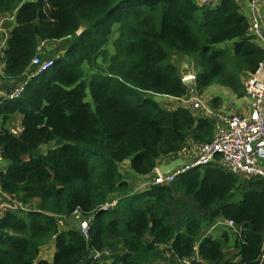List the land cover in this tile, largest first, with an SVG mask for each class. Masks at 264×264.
<instances>
[{
    "label": "trees",
    "instance_id": "obj_1",
    "mask_svg": "<svg viewBox=\"0 0 264 264\" xmlns=\"http://www.w3.org/2000/svg\"><path fill=\"white\" fill-rule=\"evenodd\" d=\"M9 15L2 76H30L18 97L0 98V191L26 206L0 215V264H259L263 179L209 164L131 191L117 166L149 175L187 141L211 138L210 119L153 99L186 93L172 55L189 59L197 93L243 95L262 49L237 0H0ZM42 39L66 44L34 73ZM14 114L17 135L5 125ZM74 212L89 218L86 235L65 223ZM217 222L219 238L202 234ZM51 239V261L37 259Z\"/></svg>",
    "mask_w": 264,
    "mask_h": 264
},
{
    "label": "built area",
    "instance_id": "obj_2",
    "mask_svg": "<svg viewBox=\"0 0 264 264\" xmlns=\"http://www.w3.org/2000/svg\"><path fill=\"white\" fill-rule=\"evenodd\" d=\"M214 1L199 0L200 5H208ZM262 2L263 0L247 1L250 10L247 30L255 41L263 43L261 46V59L258 61L254 71L248 73L242 79L243 94L248 99L249 107L247 112L243 114L217 111L204 112L201 109L199 93L194 88V74L187 73L180 76L186 93L182 97L173 99L178 100L182 105L187 106L190 111L197 113V115H203L210 119L212 121V135L208 141L191 142L190 146L185 145L180 151L168 157L172 159L179 157L182 162L168 173L156 171L151 177L150 183L158 185L168 184L179 173L209 164H216L233 174L257 176L264 180V36L261 18L258 14ZM12 25V15L0 19V69L5 42ZM47 42L48 40L46 39L40 40L36 51L38 52ZM49 64L48 60L41 59L38 55H34L30 60L34 73L45 69ZM29 76L30 74L27 73L26 78L20 84L12 87L5 97L10 99L18 97L22 91L24 81ZM6 127L12 135H17L20 131V126L17 125H8ZM1 163L2 156L0 152V165ZM1 170L0 166V172ZM149 182H145L142 186H147ZM114 203L115 198L105 202L103 207H110ZM25 206L23 204L21 206V203L17 202L7 204H4V200L0 202V207L9 210L24 208ZM71 217L75 218L76 227L80 233L86 235L89 218H80L77 212L72 213ZM223 223L229 227L232 226V221L230 220ZM214 224H220V222ZM258 262L259 264H264V241L262 242ZM180 263L191 264L188 259H183Z\"/></svg>",
    "mask_w": 264,
    "mask_h": 264
},
{
    "label": "crops",
    "instance_id": "obj_3",
    "mask_svg": "<svg viewBox=\"0 0 264 264\" xmlns=\"http://www.w3.org/2000/svg\"><path fill=\"white\" fill-rule=\"evenodd\" d=\"M195 3L197 5H200L199 0H194ZM248 0H237V4L239 6L240 9H245V12L241 13L247 17V19L249 20V15H250V10H249V6L247 3ZM258 14L261 18V27H262V31H263V36H264V8L261 6L260 9L258 10ZM259 43V42H258ZM260 46L263 45V43H259ZM58 46V45H57ZM63 46H58L56 47L55 45L51 44L50 41H48L39 51L38 54H40V56H43L46 59V55H56L58 53H61ZM188 59V58H187ZM48 60V59H47ZM189 60V59H188ZM191 67V66H190ZM189 66L184 67L182 66L179 73L180 76L185 75L187 73H193L192 69ZM27 76V73L22 74L21 76H19L18 78L15 79H5L2 76L1 73V69H0V98L1 97H5L7 95V93L10 91V89L18 84H20ZM208 94L201 92L199 93V99L201 101V109L206 112H212V111H217V112H230V113H236V114H243L245 112H247L248 110V99L247 97L243 94L242 96H236L232 93H230L227 89L225 88H221L219 89V87H212L209 86L208 89ZM215 93L214 95L209 94V93ZM216 94H220V96H217ZM163 98V100L159 103L162 107L170 109V108H174L175 106H184L186 108H188L185 105H182L181 102H179L178 100H175L171 97H165V96H161ZM213 97H218L219 102L217 106H213L211 105L210 101ZM220 97V98H219ZM264 108V106H263ZM194 113V112H193ZM197 114V113H195ZM202 117H205L203 115H200ZM6 126L8 125H19V115L18 114H14L10 117V119L6 122L5 124ZM190 141H187L185 145H189L190 146ZM180 161V163L182 162V159L179 157H176L174 159L172 158H161L160 160L157 161L156 166L154 167L153 171L149 174V175H144V176H139L136 177V175H133L131 173H129L130 169L128 167V160H123L121 161V163H123V167H124V173L121 174L123 176L124 179H126V181L128 182V188L132 191L135 189H140L145 182H149L151 181V177L154 175V173L157 172H162V170L165 168V166H167L170 162L172 161ZM1 168H3L5 166V161L2 160L1 163ZM126 173V174H125ZM4 200V204L7 203H21L22 206V202L20 200L19 195H6L0 192V202ZM19 201V202H18ZM26 205V204H23ZM4 210H9L7 208H2L0 207V215L3 213ZM65 223L67 225L70 226H75L76 225V221L75 218H67ZM64 226V224L62 223L60 225L59 228H62ZM224 226L221 224H212L210 226H208L207 228H204L202 231L203 235H210L212 237L215 238H219L221 233L225 230L223 229ZM228 233V232H227ZM232 241V238L229 237L228 243L230 244ZM54 251V242L53 239H51L47 244L41 246L39 248V252L37 255V259H44L47 262L51 261L52 258V254Z\"/></svg>",
    "mask_w": 264,
    "mask_h": 264
},
{
    "label": "rangeland",
    "instance_id": "obj_4",
    "mask_svg": "<svg viewBox=\"0 0 264 264\" xmlns=\"http://www.w3.org/2000/svg\"><path fill=\"white\" fill-rule=\"evenodd\" d=\"M240 11H242V12H244V13H246L245 12V9H240ZM5 16H0V19H2V18H4ZM51 44H53V45H55L56 47H58V46H63L64 47V45L66 44V41H64V40H61V41H59V42H56V43H54V42H51ZM58 45V46H57ZM62 52V51H61ZM59 54V53H58ZM171 62L174 64V65H176L177 67H178V69H179V71H180V69H181V67L182 66H184V67H187V66H191V64H190V61L186 58V57H184V56H178V55H172V57H171ZM97 66H102L101 65V63L99 62V61H97ZM191 68V67H190ZM94 70V69H93ZM85 73H86V75H88V73L90 72L89 70H87V67L85 66V71H84ZM213 87V86H212ZM214 87H219V86H214ZM222 87H219V89H221ZM207 89H208V87L207 88H205L202 92H204V93H206V94H208V91H207ZM209 94H212V95H214L215 93H209ZM217 96H220V94H216ZM220 98V97H219ZM153 99L156 101V102H158V103H160L162 100H163V98L161 97V96H158V95H155V96H153ZM85 101H87L88 103H89V105H90V109L91 110H93V105H92V103H91V101H90V98H89V95H88V92H87V90H86V94H85ZM50 142H53V141H50ZM50 142H47V143H50ZM73 144H75V145H77L78 147H80L81 146V143H75V142H73ZM53 147V145L52 144H49V145H41L39 148H40V150L41 151H44V150H46L47 148H52ZM123 163H121V162H119L118 164H117V166H118V170H119V172L121 173V174H123L124 173V167H123ZM130 172L129 173H131V174H133V175H136V177H139V175H137V174H134L131 170H129ZM126 174V173H125ZM72 218V217H71ZM76 221V220H75ZM224 229V228H223ZM231 235V234H230ZM231 237V236H230ZM228 248H229V250H228V252H232V243H230L228 246H227Z\"/></svg>",
    "mask_w": 264,
    "mask_h": 264
},
{
    "label": "water",
    "instance_id": "obj_5",
    "mask_svg": "<svg viewBox=\"0 0 264 264\" xmlns=\"http://www.w3.org/2000/svg\"><path fill=\"white\" fill-rule=\"evenodd\" d=\"M180 164V161L176 160V161H172L170 162L167 166H165V168L162 170L161 173H168L170 172L175 166H178Z\"/></svg>",
    "mask_w": 264,
    "mask_h": 264
}]
</instances>
